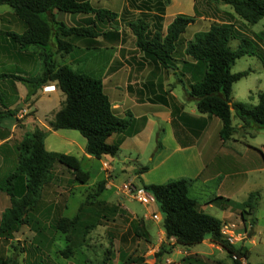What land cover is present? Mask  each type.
Wrapping results in <instances>:
<instances>
[{"label": "rangeland", "instance_id": "rangeland-1", "mask_svg": "<svg viewBox=\"0 0 264 264\" xmlns=\"http://www.w3.org/2000/svg\"><path fill=\"white\" fill-rule=\"evenodd\" d=\"M143 1L145 2L146 0ZM143 1L139 0L138 2L140 8L144 7ZM184 2L182 0H175L173 4L167 5L169 7L165 9L161 21L162 32L173 16L176 14L189 15L192 12V5H190V9L184 10L187 6ZM96 4L118 14L115 20L105 23L103 28L119 29L121 33L119 43L110 44L106 41H101L97 44V47H102V44L105 46L96 48L98 54L90 59H85L86 53L83 49L80 50L77 47L78 50L75 48L70 52V58L75 59L71 62L72 65L68 62V53L54 52L55 47L53 43L48 44L46 50L52 53L56 64H65L77 71L93 74L92 76L96 75L102 78L103 91L110 100L117 97L112 91L111 82L114 80L112 72L116 68H119L121 92L127 91L128 93H133L136 85L143 84L148 79H151L152 86L158 84L159 88H157V92L160 91L159 94L166 101L165 105L168 110H173L174 104L178 106L181 103V107L178 108L175 106L176 112L179 110H183L186 113L190 112V105H193L194 101L185 94L188 79L185 74L181 73L182 69L180 65L181 60L188 59V57L185 56L183 49L194 32L207 29L211 23L225 20L231 21L242 35L251 39L256 47H261L264 50V17L253 24H248L240 20L227 4L216 0H195L194 6L196 13L195 15H190L193 16V20L179 34L174 42L172 67L169 69L162 68L153 65L135 48L134 37L127 25L128 22L143 20V10L139 11L130 6L126 8V0H102L99 4ZM124 7L126 8L125 12L122 11ZM0 9L10 8L7 5H0ZM227 10L231 11L232 16ZM54 13L56 19L64 24H70L71 22L84 24L83 19L71 20L70 16L77 15V13L57 10H54ZM238 42L239 37L230 38L228 40L229 48L234 49ZM77 44L80 45L79 42ZM91 53V51L88 53L89 56ZM97 56L98 58H95ZM2 58L4 57L0 56V60L3 61ZM101 59L105 61L110 60V65L103 69L100 66ZM35 69V67L32 68L33 71L30 72H34ZM241 70H247V73L231 84V100L253 105L257 101V92L264 90L263 64L256 55L245 54L236 58L229 69L231 73ZM0 71L14 72V68L11 65H8V67L1 65ZM30 72L28 74H31ZM124 81H133V83L129 84L130 91H128L126 86H123ZM152 89L153 92H156V88ZM163 89L168 94L165 95ZM40 96L42 97L37 101L38 111L36 113V116L39 117H42L41 112L44 110L58 109L63 99V94L58 89L55 92L49 93L48 98H45L46 96L43 94ZM119 105L120 107L115 108L114 112L120 117L125 116V113H123L125 109H129L131 114H135V111L140 110L139 107L132 106L133 102L132 104L128 103L126 105V102L122 101ZM32 112V110H27L21 118H15L14 121L17 129L22 128L24 124L21 121L25 117L29 116L28 119L32 118L30 116L33 114ZM145 113L149 114L147 112ZM195 113L197 114V112ZM47 115L48 113H46ZM182 115L187 117V121H193L192 118L185 114L182 113ZM147 116L151 118L152 124L147 126L141 138H137V141L134 140V143H124L114 156H110L111 160L108 164L111 170L106 166L104 170L101 168L106 158L87 157L85 153H81L76 148V145L70 147L62 140L53 136H47L45 139V147L57 152H64L67 148L69 152L77 157L80 168L88 173V179L85 183H77L73 180L68 169L54 162L50 179L40 189L37 206L49 203L53 206L51 216L58 214L66 217L72 216L77 212L78 207H81L79 219L82 224L94 221L97 218L94 216L95 209L100 207L99 205L104 200L110 205L118 204L119 211L113 216L112 220H104L98 217V225L96 224L89 229L85 235H81V229L79 227L67 237L65 234L54 230L50 226L51 218L42 220V222L39 220L31 221L27 217L29 223L22 224L20 226L21 228L13 232L19 239V241H15L17 256H24L25 253L27 258L31 252L32 256L38 254L44 262H46L44 260L45 256L49 257V259L53 257V260L48 261V264H52V261L55 264H63L67 258L62 257L59 251L66 247V245L74 242L72 254H76L74 255L73 261L77 264H79V261L82 264H232V259L227 256L225 250L220 249L207 240L209 237L207 234L204 236L203 242L183 246L190 251H198L196 254H188L189 256H187V254L182 253V248L174 247L173 244L164 246V250L157 254L159 245L165 242L163 233H161L160 221L157 220L154 204L151 202L148 204L150 205L151 211L147 212L148 205L142 204L132 198L130 196L131 193H126L119 188L121 184L131 181V168H137L141 165H146L148 168L139 175V182L141 181L144 184L164 183L169 179L188 177L184 175L190 171V168L187 167L184 161L188 150L181 149L183 146L181 141L177 143L174 141L172 136L173 126L160 117ZM230 119L231 124L238 128L237 126L240 125V121L232 109H230ZM176 120L184 119L178 116ZM137 121L139 122L140 120ZM206 124L207 128L202 139L208 136L209 141H212L213 145L217 144L219 141L217 137L218 118L210 116ZM64 131L71 133L73 138L79 143L84 139L76 130L64 129ZM18 137H12V140L15 142L14 145H16ZM232 137L234 140L229 139L223 144H220L222 146L221 151H226V149L233 151L235 153L233 156L236 159H242L244 162L242 167H246L247 169L242 174V186L239 185V187L233 188L232 185H227L224 182L225 185L220 186L217 192L226 194L229 198V201L226 199H222L221 201L224 203L229 202L226 206L223 204V207L231 208L232 213L241 208L239 202L244 199L248 191L258 192L257 205L252 213L254 223L251 227L247 228V223L250 222L251 217L245 213L244 215L247 216L248 222L245 223L244 229H242L238 217L233 216L228 220L234 222L235 231L242 233V236L233 245L247 250L245 260L250 264H264V128L252 129L251 127H242L241 130L237 129ZM157 142L159 146H157ZM205 142L206 140L201 141L200 139L196 143L195 140L191 145L201 148ZM248 147H250V150L252 148H258L263 155V160H260L258 163L252 162L251 155L253 153L247 150ZM110 173L113 174L111 178ZM103 177L107 181L111 180L112 186L105 188L104 184V189L97 197H90L89 194L94 190L96 182ZM196 185L189 190V195L194 197L198 203H201L206 196L213 195L216 192L215 180L203 181L199 179ZM221 190H223V193H221ZM220 203V199H216V202L211 203L210 206L205 205L202 207L203 211L220 218ZM30 213L32 211H28V214ZM103 213L106 215L109 214L107 210ZM144 214H147V218L143 217ZM136 231H144L145 235H138L139 233L137 234ZM247 231L248 233L246 235ZM82 244L84 250H86L82 251L85 252L87 258L84 261L79 253ZM177 250L180 252H176ZM69 264L73 263L69 262Z\"/></svg>", "mask_w": 264, "mask_h": 264}, {"label": "trees", "instance_id": "trees-1", "mask_svg": "<svg viewBox=\"0 0 264 264\" xmlns=\"http://www.w3.org/2000/svg\"><path fill=\"white\" fill-rule=\"evenodd\" d=\"M216 1L229 5L239 19L248 24H253L264 17V0ZM138 2L139 0H126L125 5L126 8L130 6L144 11L143 20L127 23L134 37L135 48L153 65L169 69L173 62L174 42L193 20V16L176 14L162 32L164 6L169 0H146L143 1V8L139 7ZM2 4L11 9L21 27L19 32L0 29V56L16 59L21 54H31L39 57L41 65L35 74L0 72V80L21 81L27 89L28 97L44 83L54 82L56 88L63 94V99L48 121L49 128L76 130L84 138V152L89 156L95 158L104 154L114 156L122 138L136 132L134 118L128 111H125L124 117L115 114L99 77L73 70L65 64H56L46 46L53 43L54 52L67 54L73 47L72 42L66 39L70 37L91 44L94 38L100 36L102 41L118 43L117 29L103 28L105 23L115 20L118 14L104 7L93 6L87 0H0V5ZM194 4L195 0L193 15L196 13ZM125 7L122 10L124 12ZM54 10L91 17L83 19L84 24L66 26L56 20ZM233 37H239V42L234 49H230L228 40ZM183 52L188 57L181 60L180 65L181 73H186L189 78L185 94L193 99L195 109L199 113L218 118L220 127L217 134L221 140L227 139L234 131L230 109L238 117L241 127L264 128V90L257 92V101L253 105L232 101L231 84L244 76L247 70L233 73L229 71L234 60L245 54L256 55L264 68V50L261 47H256L231 21L225 20L211 23L203 31L194 32L186 42ZM4 100V93L0 91V121L18 109L7 108L8 104ZM45 134L43 128L34 125L21 135L13 147L15 159L13 169L0 179V191L4 192L9 200L8 206L0 214L1 235L7 237L22 224L29 223L28 211L35 210L40 189L50 179L54 162L68 169L77 183H85L88 179V173L80 168L76 156L44 149ZM112 134L117 135L115 140L107 141ZM146 169V165H141L134 170L135 184H140L139 186L151 195L160 214V227L165 243L159 245L157 254L168 244L189 246L199 243L207 234L212 243L225 250L227 256L232 259V264H241V259L247 256V250L228 242L220 232L222 222L197 208L195 199L188 194L192 179L179 177L164 183L144 184L141 181L140 183L138 174ZM104 184L103 178L98 180L89 196L97 197L104 189ZM257 200L258 192L251 191L247 194L240 212L242 220L244 213L249 215V212L255 209ZM117 209V205H112L110 211H107L111 215L116 213ZM80 211L81 207H78L77 212L70 217L58 215L50 220V226L66 237L79 227L81 235H85L98 224L99 216L107 220L109 215L105 213L100 215V212H96L94 216L97 218L94 221L82 224L79 219ZM253 223L254 217H251L249 225ZM136 233L145 235L144 231ZM170 238L172 243L169 241ZM73 247L74 242L66 245L59 253L62 257H69ZM11 261L12 259H9L7 264H11ZM42 261L41 259L32 263L26 261L25 264H43ZM242 264L250 263L245 260Z\"/></svg>", "mask_w": 264, "mask_h": 264}, {"label": "crops", "instance_id": "crops-1", "mask_svg": "<svg viewBox=\"0 0 264 264\" xmlns=\"http://www.w3.org/2000/svg\"><path fill=\"white\" fill-rule=\"evenodd\" d=\"M87 1H89L93 6H97L96 3L99 4L100 1H102V0H87ZM173 1H175V0H169L167 5L173 4ZM182 1H185L186 3L184 2V4H187V6H186V8H184V10L190 9V5H192L191 6L192 12H190L189 15H193V2H194V0H182ZM167 5L164 6V12H165V9L169 7ZM99 7H101V6H99ZM227 12L231 13V11H229V10H227ZM53 14L55 17L54 12H53ZM163 16H164V14H163ZM86 17H91V15H84V14L77 13V15H71L70 16L71 20H74V19H80L81 20V19H84ZM73 23L74 22H71L70 24H65V25L66 26L79 25L77 23H74V24ZM96 24H97V26H99L98 23H96ZM20 27L21 26H20L19 22L16 20V18L13 16L11 9H0V29L1 30H12L15 32H19ZM117 31L119 32V41H120L121 40V33H120L119 29H117ZM66 39L70 40L72 42V44H73L72 50H74L77 47L80 48V50L83 49V51L86 53L85 59L93 58L94 56H96L98 54V50L96 48H98L99 46L97 47V44H99L102 41L100 39V36H97L96 38H94V42H92L91 44L85 43L82 40H80L78 38H74V37H70V38H66ZM119 41H118V43H119ZM78 42L80 43L81 47L79 44H77ZM104 46L105 45L102 44V47H104ZM102 47H99V48H102ZM78 48L76 50H78ZM30 50H32V49H30ZM34 50H36V49H34ZM90 51L92 53L89 56L88 53H90ZM37 52H38V50H37ZM70 52L68 53V56H69L68 62L71 64V62L75 59L70 58ZM30 55L21 54L20 56L16 57V59L12 58V57L8 58V57L3 56L4 57V58H2L3 61L0 60V66L2 65V66L8 67V65H11L14 68V72H11V73H14V74H28L30 71H33L32 68L35 67L36 68L35 71L32 73L30 72L31 74H35L40 69V65H41L40 59H39V57L36 58V56H34V55H31L32 56L31 57ZM29 56H30V58H27ZM95 58H98V56ZM109 65H110V60L105 61V60L101 59L100 66L103 69L107 68ZM27 66L28 67L30 66V67L28 68ZM73 70H75V69H73ZM118 71H119V68H116V70H114L112 72V77L114 78V80L111 82L112 91L115 94V96H117V97L112 98L111 100L108 98L110 103H113V104H111L113 110H115V108L120 107L119 103L122 101L126 102V105H128V103L132 104V102H133L132 106H136V107L140 108L139 111L134 112L135 114H131L129 109L124 110L123 113H125V111H128L131 114V116L134 118V128L136 129V132L130 136L123 137L122 140L120 141L119 148L122 147L124 145V143H126V142L134 143V140L137 141V138H141L142 133L145 131L147 126L152 124L151 118L148 117L147 115H150V116H153L156 118H158V117L162 118L165 122H167L173 126V131H172L173 135L172 136H173L174 141L176 143L181 141L183 143V146L181 147V149L182 150H188L187 151L188 153H186V155H185L186 159H184L185 164L187 165V167L190 168V171L184 175H187L188 178L192 179V182H191L190 186L188 187V194H189V190H191L192 187L197 186L196 182L199 179H202L203 181H209V180H211V181L215 180L216 181V188H215L216 192H214L213 195L210 194L209 196H206L201 203L200 202L198 203V201L194 197L189 195L190 197L195 199L196 204H197V208L200 209L201 211H203L202 207H204L205 205L210 206L211 203L216 202V199H220V202H221L219 204L220 218H217V217L216 218L219 219L222 223H231L232 221L228 220V219L232 218L233 216L234 217L236 216L240 219L242 229H244L245 223L248 222V218H246L247 216H245L243 214L244 220H242V218H241L242 216H241L240 212L242 209V202L246 198L247 194L249 192H251V190L248 191L247 194L245 195L244 199L241 202H239L241 205V208L235 210L233 213L231 212V208H229V207L224 208L223 207V204H225V206L227 204H229V202L224 203L223 201H221L222 199H226L227 201H229V198L226 196V194H220V192H217V189L220 186L225 185L224 182H226L227 185H232L233 188H237V187H239V185L242 186V179H243L242 174L247 169L246 167H242V164L244 163L243 160L242 159H236V157L233 156V155H235V153L233 151H230L227 149H226V151H221L222 146H220V144H223L226 140L233 139V137H232L233 133H235L237 129L241 130V128H242L241 123H240V125L237 126L238 128H236V126L232 125L234 127V131L225 140H221L217 134L219 141L217 144L213 145L212 141H209L208 136L205 137L204 139H202L203 135L206 131V128H207L206 127L207 119L210 116H207L204 113H199L195 109L194 103H193V105H190V110H189L190 112H188V113L184 112L183 110H179L178 112H176V107H178V108L181 107L180 106V105H182L181 103H179L178 106L176 104H174L173 110H168L166 105H165L166 101L159 94L160 91L158 90L159 92H157V88H159L158 84H156L155 86H152L151 79H148V81H146L143 84L136 85L133 93H128L127 91L121 92V89H122L121 88V77H120V74L118 73ZM2 72H5V71H2ZM87 74H89V73H87ZM90 75H93V74H90ZM185 75H186L187 79H189L188 75L186 73H185ZM94 76L98 77L96 75H94ZM100 79H101L102 88H103V80H102V78H100ZM130 83H133V81H128V82L124 81L123 82V86H126L128 91H130V85H129ZM152 88H156V92L155 91L153 92ZM56 89L57 88H56L54 82H46L43 85H41L40 87H38L36 89V91L34 92V94H32L28 97L26 95L27 89L21 81H18V80H0V91L2 93H4V98H5L4 101H5V103L8 104L7 108H13V107L18 108L12 115L5 116L0 121V179L3 178L6 174H8L13 169V166H14V149H13V147H14L15 142H14V140H12V137L17 138V136H19L18 137V140H19L21 135L25 131H29L34 125H37L46 131L45 137L43 139V145H44L45 150L51 151L50 148L47 149L45 147V139L49 135V136H53L59 140H62L64 143H66V145H69L70 147L72 145H76V148L79 151H81V153H83V154L85 153L84 152V139L81 141V143H79L73 138V135L71 133H68V131H64V129L52 130L49 128L48 121L52 118L53 113L57 109H55V110L49 109L48 111L44 110L43 112H41L42 117L36 116V113L38 111L37 101L39 100V98L42 97L40 95L43 94L46 96L45 98H48L49 93L55 92ZM134 93L137 94V96H135ZM164 94L166 95L168 93L165 91ZM27 110L33 111L32 112L33 114L30 115L32 118L28 119L29 116L25 117L21 121L24 125L22 126L21 129H17L16 123L14 121L15 118L16 119L21 118L22 115ZM145 112H147L149 114H146ZM195 112H197V114ZM46 113H48L47 116H46ZM182 113L185 114L186 116L192 118L193 121H187V117L182 115ZM178 116L183 117L184 120H176ZM43 117H45V118H43ZM172 119H174V122H172ZM137 120H140V121L138 122ZM219 127H220V121H219V124L217 126V132H218ZM58 132H62V133H58ZM115 138H116L115 134H112L107 138V141L112 142L115 140ZM200 139H201V141L206 140L203 147L198 148L197 146L193 147L191 145V143L193 141L195 142V140H196V143H198ZM197 140H198V142H197ZM249 148L250 147H248L247 150H250ZM250 151L253 153L251 155L252 156V158H251L252 162L258 163L260 160H263V155L258 148H252ZM64 153H68V154L73 155V153L69 152V150L67 148L64 151ZM85 156L88 157L89 155L86 154ZM99 158H106L105 161L103 162L101 168H103V170H104V167L106 166L110 169L109 164H108V162L111 160L110 156L104 154V155H101ZM135 169H136L135 167L131 168L132 174L130 175V177H131L130 180L133 182H135V177H136V175L134 174ZM145 171H143V172H145ZM140 174H138V176ZM112 175L113 174L110 173V178ZM103 179H104V177H103ZM104 180H106V179H104ZM107 186L108 187L112 186L111 180L105 181V188H107ZM221 191H222L221 193H223V190H221ZM119 201H120V199H119ZM8 204H9L8 196L4 192L0 191V214L8 206ZM99 206L100 207L95 209V213L100 212V215L101 214L103 215L104 214L103 212H105L106 210L110 211L109 209L112 205L107 204L106 201L104 200L103 204H101ZM153 206H154V209H155L156 214H157V220H159L160 214L157 211L155 204ZM52 207L53 206H51V204H49V203L44 204V205H38L35 207V210L32 211V213L27 214V217L31 221H37V220L42 221V220H46V219H50V218L52 219V218L58 216V214H54L53 216H51ZM117 208H118V204H117ZM117 210L119 211V208ZM147 210H148L147 212L151 211L150 205L147 206ZM125 211H126V209H125ZM117 212L114 214H111V215L109 214L107 220H109V219L112 220L113 216L115 214H117ZM252 213H253V211L249 212V217H252ZM60 216H63V215H60ZM100 217L101 216H99V218ZM232 223L234 224V222H232ZM19 228H21V227L19 226L17 229H19ZM13 232H11V234L8 235L7 237L0 234V264H7L9 259H12V261L14 260L15 264H25L26 261H29L32 263V262L38 261L39 259L43 260L41 257H39L38 254L32 256L31 252L27 258H26L25 253H24V256L23 255L20 257L17 256V254H16L17 253V247L15 246V241H19V239H18V236L14 235ZM161 233H162V230H161ZM247 233H248V231L246 232V235H247ZM207 240L210 241L209 238H207ZM169 241H170V243H172L171 238L169 239ZM203 241H204V239L202 240V242ZM211 244L215 245L212 242H211ZM173 245H174V247L182 248L183 249L182 253L187 254V256H189L188 254L193 255V254H196L198 252V251L195 252V251H190L188 249H185L182 245H178V244H173ZM215 246H217V245H215ZM82 250H84L83 244L81 245L79 253L83 257V261H84V260H87V258H86L85 252H83ZM84 251H86V250H84ZM176 252H180V251L177 250ZM74 255H76V254H71L69 257H64L67 259H65L66 261L63 264H69V262H72L73 264H77L73 261V259L75 257ZM31 257H32V259H31ZM190 257H192V256H190ZM50 258L51 259H49V257L45 256L44 260H46V262L42 261L43 264H48V261L53 260V257H50ZM244 261H245V259L242 258L240 261L241 264ZM52 262H53L52 264H55L54 261H52ZM79 264H82V263H80V261H79Z\"/></svg>", "mask_w": 264, "mask_h": 264}, {"label": "built area", "instance_id": "built-area-1", "mask_svg": "<svg viewBox=\"0 0 264 264\" xmlns=\"http://www.w3.org/2000/svg\"><path fill=\"white\" fill-rule=\"evenodd\" d=\"M119 188L126 193H131V195H129L132 198L138 200L144 205H148L150 202L154 203L151 195L133 181L123 183ZM143 217L147 218V214H144ZM247 227H250L249 223L247 224ZM220 232L223 234L225 239L232 244L242 236V233L235 231V225L233 223H222Z\"/></svg>", "mask_w": 264, "mask_h": 264}, {"label": "water", "instance_id": "water-1", "mask_svg": "<svg viewBox=\"0 0 264 264\" xmlns=\"http://www.w3.org/2000/svg\"><path fill=\"white\" fill-rule=\"evenodd\" d=\"M11 264H15V261L13 260V261L11 262Z\"/></svg>", "mask_w": 264, "mask_h": 264}]
</instances>
